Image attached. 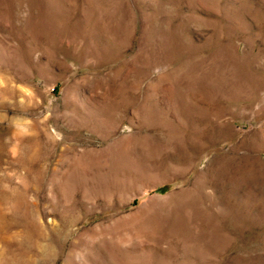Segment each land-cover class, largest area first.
<instances>
[{"label": "rangeland", "instance_id": "rangeland-1", "mask_svg": "<svg viewBox=\"0 0 264 264\" xmlns=\"http://www.w3.org/2000/svg\"><path fill=\"white\" fill-rule=\"evenodd\" d=\"M0 264H264V0H0Z\"/></svg>", "mask_w": 264, "mask_h": 264}, {"label": "bare ground", "instance_id": "bare-ground-1", "mask_svg": "<svg viewBox=\"0 0 264 264\" xmlns=\"http://www.w3.org/2000/svg\"><path fill=\"white\" fill-rule=\"evenodd\" d=\"M11 208L14 210L15 205H12ZM33 225H34V224H33ZM37 226H38V229L41 228V226H40L39 224H37L36 227H37ZM26 227H27V228H31V227H28V226H26ZM36 227H35V228H36ZM29 231H30V234H32L31 230H29ZM26 236H27V235H26ZM32 236H33V235H32ZM27 238H28V239H31L30 237H27ZM32 241H33V240H31L30 242H32ZM36 244H37V243H36Z\"/></svg>", "mask_w": 264, "mask_h": 264}]
</instances>
